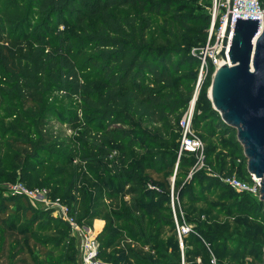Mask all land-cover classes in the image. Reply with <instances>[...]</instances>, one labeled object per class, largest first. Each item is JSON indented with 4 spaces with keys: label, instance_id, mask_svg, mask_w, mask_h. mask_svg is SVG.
<instances>
[{
    "label": "trees",
    "instance_id": "1",
    "mask_svg": "<svg viewBox=\"0 0 264 264\" xmlns=\"http://www.w3.org/2000/svg\"><path fill=\"white\" fill-rule=\"evenodd\" d=\"M210 6L205 0L191 12L179 0H0V175L47 190L80 226L104 221L97 238L104 263L244 257L264 264V204L220 178L251 181L237 132L213 108L206 82L193 119L204 169L195 172L198 155L181 151L180 122L202 66ZM213 196L229 215L248 214L260 226L233 258L234 241L200 227L179 237L178 228L188 227L180 211L198 223L200 205ZM96 224L100 231L103 223ZM148 224L155 237L147 236ZM0 264H80L77 237L54 209L0 189Z\"/></svg>",
    "mask_w": 264,
    "mask_h": 264
},
{
    "label": "water",
    "instance_id": "2",
    "mask_svg": "<svg viewBox=\"0 0 264 264\" xmlns=\"http://www.w3.org/2000/svg\"><path fill=\"white\" fill-rule=\"evenodd\" d=\"M229 37L228 29L220 52L223 63L214 73L209 99L224 123L236 130L248 172L262 180L264 204V24L260 19L237 18L231 42ZM196 100L197 94L193 109Z\"/></svg>",
    "mask_w": 264,
    "mask_h": 264
},
{
    "label": "built area",
    "instance_id": "3",
    "mask_svg": "<svg viewBox=\"0 0 264 264\" xmlns=\"http://www.w3.org/2000/svg\"><path fill=\"white\" fill-rule=\"evenodd\" d=\"M209 14L211 21L207 45L199 50L202 66L198 86H200L202 80L206 78L210 69H213L215 73L216 70H218V68H220L222 65L223 60L220 59V52L223 47V41L229 29V42H231L237 23V18L260 19V23L264 24V7L262 6L260 0H211ZM229 51L230 46H228L226 50V59L227 62L230 63ZM193 52L195 53L196 51L194 50ZM193 119L194 109L191 105L189 111L184 115L180 122V126L183 129L181 151L196 153L198 155L199 162L195 169L200 170L205 166L204 143L193 128ZM250 177L251 181L245 182L240 181L235 176H224L220 178L224 183L228 184L234 190L238 192H246L257 198H260L262 180L258 179L253 174H250ZM15 186L18 193L24 194L27 197L35 199L39 196L37 193L39 190L30 191L21 184H16ZM54 202L59 206L61 204L59 201ZM53 208L54 207L51 209ZM65 213V216L61 217L70 223L74 233H78L79 239L81 241V247L79 250L81 252V256L79 258L80 264H107L99 258L100 244L97 241L95 235L92 234L93 230L91 228L81 227L75 221H73V219L68 216L67 209L65 210ZM189 232L190 228L185 226L179 227L178 233L180 240L182 241V234H188Z\"/></svg>",
    "mask_w": 264,
    "mask_h": 264
},
{
    "label": "rangeland",
    "instance_id": "4",
    "mask_svg": "<svg viewBox=\"0 0 264 264\" xmlns=\"http://www.w3.org/2000/svg\"><path fill=\"white\" fill-rule=\"evenodd\" d=\"M165 1H167V0H165ZM179 1L184 2L188 7H190L191 12L199 11L200 9H203L205 7V0H179ZM209 29H210V27L208 28V31H209ZM208 34H209V32H208ZM207 41H208V39H207ZM206 45H207V42H206ZM200 73H201V69L198 72V81L200 78ZM213 73H214V71L210 70L208 72L206 78H204V80H202V83L200 84V86H198L199 82L197 81V85H196L194 96H193V99H194V97L197 94V100H196V103L194 106V112L196 111L197 101L200 98L204 82L207 83V97L209 98L210 88H211L212 79H213ZM193 99H192V101H193ZM66 130H67V133L69 135H72L73 131L71 130L70 127H66ZM215 139H217L218 141L224 140V138L222 136H216ZM218 153L222 154L223 151H219ZM198 171H202V169H200V170L195 169V172H198ZM193 174L194 173H191L190 177H192ZM170 181H171V183H174L175 177H172L170 179ZM15 185L16 184L11 183L7 179L6 175H0V189L3 190L6 195H10V194L13 195V194L18 193ZM37 193L39 194V196L35 199L28 197L30 199V201L36 207L44 208V209H51L52 207H54L53 209L55 210V213L57 215H60L63 217L65 216V214H66L65 210L67 209L65 204H60V206H59L57 203H55L51 199V196H49L47 190H44L43 192L38 191ZM200 193H202L201 190H200ZM126 199L128 200L129 198H126ZM258 199L260 200V198H258ZM176 202H177V199H176ZM178 203L180 205L179 206L180 210H182V203H181L180 199L178 200ZM170 207H171L172 211L174 212L175 211L174 200H172ZM200 207H201V210H204V212L201 213V215H202L201 221L196 223L195 218L187 217L186 213L182 210V211H180L181 212L180 217H181L182 222L187 224L188 228H190L192 230L199 228V227L202 228L207 234H209L214 239H221L223 237V238H228L229 241H234V245L231 247L232 258L235 255V251H237L238 246L240 244H244V242L247 241L248 238L251 240V238L255 237V235H256L255 231H259V227H260L259 223H255L256 221H255L254 217H252L248 214H245L243 216L229 215L228 211L224 207V205L219 204L218 199L215 198L214 196H213L211 202L203 203L200 205ZM174 215H175V219H176L177 215L175 214V212H174ZM133 217H134V219H136V217H139V216H133ZM176 221H177V219H176ZM137 222H138V224H140L141 223L140 219L137 220ZM96 223H97V221H95L90 228L93 230L92 234L95 235V237L97 239L98 236L104 230L105 222L102 221L103 225L101 226L100 231H97V224ZM178 223L179 224H177V225H180L181 221H178ZM81 227H85V226H81ZM125 227H126V225H125ZM146 227H147L146 228L147 229V236L151 235L152 237H155L156 235L153 236L151 234V229H152L151 224H148ZM250 227L252 229H250ZM249 230H251L250 233H248ZM169 233H170V231L167 228V235L164 238H162V241H164V244L166 246H168V250H169V248H171V245L173 242V237ZM74 234L77 237L78 250H80L81 241L79 239V235H78V233H74ZM246 234H248L249 237H246ZM128 243L130 245V248L133 250V252H135L137 255H139L140 250H138V249L140 247H138L136 244H133L132 241H130V240L128 241ZM178 243H180V241H178ZM161 245H163V244H161ZM181 246H183L182 242H181ZM162 249H163L162 247L158 248V250H160V251L164 250V249L163 250ZM145 250H147V248ZM80 256H81V252L79 251V258H80ZM212 262H213V264H242V263L250 264L251 260L248 258L246 259L244 257H241L240 260L236 261V262H232V260H230V259L226 262H221L217 258H213ZM198 263L199 264H205L200 260L198 261Z\"/></svg>",
    "mask_w": 264,
    "mask_h": 264
},
{
    "label": "crops",
    "instance_id": "5",
    "mask_svg": "<svg viewBox=\"0 0 264 264\" xmlns=\"http://www.w3.org/2000/svg\"><path fill=\"white\" fill-rule=\"evenodd\" d=\"M97 222H102L101 220L97 221Z\"/></svg>",
    "mask_w": 264,
    "mask_h": 264
}]
</instances>
